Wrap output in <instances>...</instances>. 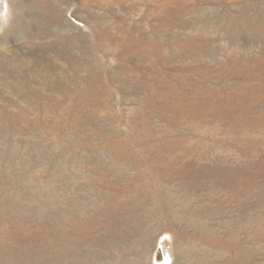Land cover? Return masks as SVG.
Segmentation results:
<instances>
[{
	"label": "rangeland",
	"instance_id": "1",
	"mask_svg": "<svg viewBox=\"0 0 264 264\" xmlns=\"http://www.w3.org/2000/svg\"><path fill=\"white\" fill-rule=\"evenodd\" d=\"M7 1L0 264H264V0Z\"/></svg>",
	"mask_w": 264,
	"mask_h": 264
},
{
	"label": "bare ground",
	"instance_id": "2",
	"mask_svg": "<svg viewBox=\"0 0 264 264\" xmlns=\"http://www.w3.org/2000/svg\"><path fill=\"white\" fill-rule=\"evenodd\" d=\"M88 4V3H87ZM36 5V4H35ZM47 9V8H46ZM45 10V9H44ZM56 10V9H55ZM50 11V10H49ZM48 11V12H49ZM19 13H18V16H17V19H20L21 17H20V14L22 13V11L21 10H19L18 11ZM45 12V11H44ZM46 13V12H45ZM10 14H11V11H10V6H9V4H8V1L7 0H0V27H1V25H2V19H5V18H7L8 19V17H10ZM53 14V13H52ZM50 15H51V13H50ZM25 16V15H24ZM52 17V16H51ZM54 17L59 21V20H61V14L58 12H56V14H54ZM51 19V18H50ZM36 22H37V20H36ZM35 22V23H36ZM42 22V21H41ZM40 22V23H41ZM77 22V21H76ZM49 20H47V22H45V24H39V26H41L42 25V27L41 28H39L38 30H37V32H35V33H32V31H31V33L34 35L35 34V37H36V35L38 36V38L39 37H45L46 35H50V36H52L53 37V39H52V41L50 42V45L49 46H55V45H59V40H60V38H61V36L60 35H58V33H54V32H52L50 29H49ZM63 24V23H62ZM46 25H47V27H46ZM87 25V24H86ZM4 26V25H3ZM24 26H26L25 24H24ZM23 26V27H24ZM30 27H32L31 25H29ZM28 26V27H29ZM27 27V26H26ZM36 30V29H35ZM88 30V29H87ZM21 31V30H20ZM30 31V30H29ZM86 31V30H85ZM91 31H92V29H91ZM25 32V31H24ZM65 32V31H64ZM89 32V31H88ZM30 33V32H29ZM96 33V32H95ZM91 42V41H90ZM67 44V43H66ZM66 47V46H65ZM57 52V51H56ZM163 249H160L159 251H158V253H157V259H158V261L159 262H166L168 259H169V254H168V252H167V249L166 248H164V247H162Z\"/></svg>",
	"mask_w": 264,
	"mask_h": 264
}]
</instances>
